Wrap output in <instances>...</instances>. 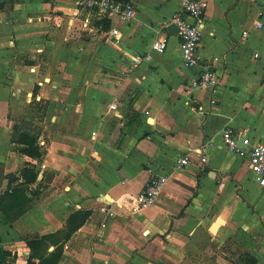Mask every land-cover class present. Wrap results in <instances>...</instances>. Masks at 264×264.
<instances>
[{
  "label": "crops",
  "instance_id": "crops-1",
  "mask_svg": "<svg viewBox=\"0 0 264 264\" xmlns=\"http://www.w3.org/2000/svg\"><path fill=\"white\" fill-rule=\"evenodd\" d=\"M130 1L125 23L77 0H1L0 264H28L42 238L56 264H264V188L222 137L264 142V0H205L198 54L220 79L213 105L167 30L189 0ZM149 167L167 182L130 213Z\"/></svg>",
  "mask_w": 264,
  "mask_h": 264
},
{
  "label": "built area",
  "instance_id": "built-area-1",
  "mask_svg": "<svg viewBox=\"0 0 264 264\" xmlns=\"http://www.w3.org/2000/svg\"><path fill=\"white\" fill-rule=\"evenodd\" d=\"M77 8L83 12L97 14L101 18H116L120 22H130L135 14L134 5L130 0H77ZM207 2L205 0H189L179 5L178 10L172 15L170 22L178 31L179 48L182 64L185 68L196 71L195 78L190 83L193 89L206 91L209 94L210 105L214 104L213 94L220 84L218 74L198 54L201 41V31L205 25ZM88 21L83 22L82 27L87 28ZM110 38L117 41L120 33L117 29H110ZM247 33L243 32V38ZM165 38L155 41L151 49L155 52H163L166 48ZM148 58V57H147ZM144 58V59H147ZM143 58L138 57L137 62ZM114 108V106H113ZM223 146L228 151L248 160L250 168L255 176L257 185L264 188V142H252L243 132L226 128L222 131ZM210 144V142L208 143ZM205 144L199 147L196 157L200 164L206 163L204 153ZM194 153V150L189 153ZM189 161L188 154L177 160L179 166H185ZM148 181L144 189L133 198L128 210L130 213H140L153 207L160 195L167 177L157 173L152 167L148 170ZM101 211L108 217L115 213L108 207H102Z\"/></svg>",
  "mask_w": 264,
  "mask_h": 264
},
{
  "label": "trees",
  "instance_id": "trees-1",
  "mask_svg": "<svg viewBox=\"0 0 264 264\" xmlns=\"http://www.w3.org/2000/svg\"><path fill=\"white\" fill-rule=\"evenodd\" d=\"M24 140H25V143H27L29 145V147H31L27 151L28 154L32 157L38 156L36 148L33 147V142L31 141L32 139H30L28 137ZM31 149H33V150H31ZM23 171L27 172L29 174L28 178H30L32 180L34 179V177H33L34 174L30 173V171L27 168H25ZM2 196H0V202L2 201V198H1ZM87 216H88V213H81V212L76 213L73 216H71L68 219V223H67L68 232H67L66 236H69V234L72 231H74L76 228H78L86 220ZM46 240L47 239L42 238V239H33V240L29 241L28 246L31 250V254H30V260H29L28 264H35L33 262L34 258H38L40 260L38 264H56L57 263L58 258H59V254H57L56 252L50 253L47 257H43L39 254L41 246L44 244V242Z\"/></svg>",
  "mask_w": 264,
  "mask_h": 264
},
{
  "label": "rangeland",
  "instance_id": "rangeland-1",
  "mask_svg": "<svg viewBox=\"0 0 264 264\" xmlns=\"http://www.w3.org/2000/svg\"><path fill=\"white\" fill-rule=\"evenodd\" d=\"M58 241H61L62 240V238H58L57 239ZM48 244H46V245H42L41 246V249H40V251H39V254L41 255V256H43V254H46V253H48V252H50L48 249H47V246ZM38 260V262H36ZM39 259L38 258H34V260H33V262L34 263H36V264H38L39 263Z\"/></svg>",
  "mask_w": 264,
  "mask_h": 264
},
{
  "label": "water",
  "instance_id": "water-1",
  "mask_svg": "<svg viewBox=\"0 0 264 264\" xmlns=\"http://www.w3.org/2000/svg\"><path fill=\"white\" fill-rule=\"evenodd\" d=\"M0 3H1V0H0ZM167 30L170 33H172V34L177 33V31H178L177 27L174 24L169 25V27L167 28Z\"/></svg>",
  "mask_w": 264,
  "mask_h": 264
}]
</instances>
